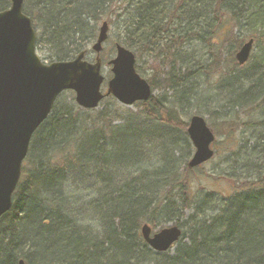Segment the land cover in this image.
<instances>
[{
	"label": "trees",
	"instance_id": "trees-1",
	"mask_svg": "<svg viewBox=\"0 0 264 264\" xmlns=\"http://www.w3.org/2000/svg\"><path fill=\"white\" fill-rule=\"evenodd\" d=\"M191 1L26 0L23 11L33 23L43 61L88 55L101 20L111 28L130 18L132 32L127 33L126 23L125 38L114 46L137 58L142 52L156 59L164 54L161 62L169 72L163 82L173 95L170 105L154 96L137 103V113L85 110L74 95L65 106L59 104L61 95L32 138L12 209L0 219V264H264V170L259 171L264 134L252 150L257 159L247 154L254 162L248 170L257 176L249 175L224 197L192 194L187 176L202 167L188 168L192 146L188 125L178 115V107L186 110L192 103L186 84L191 73L175 76L170 62L186 43L207 42L216 33L221 43L235 42L225 83L228 110L239 117L223 124L264 127V0ZM10 6L11 0H0V12ZM223 15L230 18L223 21ZM208 18L215 21L205 24ZM250 39L261 52L242 68L236 54ZM211 50L212 68L219 60L214 45ZM148 83L154 92L155 80ZM182 142L190 154L183 155ZM155 160L159 168L141 169ZM68 186L92 193L97 187V197L78 200L67 195ZM171 223L182 229L181 241L168 253H155L141 227L158 231Z\"/></svg>",
	"mask_w": 264,
	"mask_h": 264
},
{
	"label": "water",
	"instance_id": "water-1",
	"mask_svg": "<svg viewBox=\"0 0 264 264\" xmlns=\"http://www.w3.org/2000/svg\"><path fill=\"white\" fill-rule=\"evenodd\" d=\"M24 3L25 0H11V7L0 12V219L12 209L32 138L60 95L73 92L76 104L85 110L97 109L108 96L126 107L153 97L150 84L137 73L134 53L119 44L109 62L113 77L107 93H103L101 54L109 39L107 22L101 25L92 47L97 55L95 63L86 60L85 52L71 61L42 63L32 21L23 12ZM253 47L254 40L250 39L238 51L236 60L240 66L248 63ZM188 136L195 149L188 163L193 170L214 158L212 145L216 138L202 116L190 119ZM182 235L178 226L155 233L147 224L141 227L143 240L158 254L171 251ZM19 264L25 262L21 260Z\"/></svg>",
	"mask_w": 264,
	"mask_h": 264
},
{
	"label": "rangeland",
	"instance_id": "rangeland-1",
	"mask_svg": "<svg viewBox=\"0 0 264 264\" xmlns=\"http://www.w3.org/2000/svg\"><path fill=\"white\" fill-rule=\"evenodd\" d=\"M208 2L209 0H192L191 4L204 5ZM164 8H166L165 5L162 7V9ZM229 18L230 16L226 18V15H223V21H226ZM103 21L104 20H101V22L98 23L97 29L101 27ZM214 21L208 18V20H204V23L207 24L208 22ZM223 21L220 23H223ZM131 22L132 20L129 18L127 21H120L119 23L116 22L110 28L109 40L105 44V49L101 56L103 58L102 75L105 79V82L102 86V91L104 94H106L108 82L113 76L111 71L112 67L108 65V60H111L115 57V43L118 40L122 41L125 38L124 25L126 23L127 33H129V31L132 32L130 27ZM233 30L236 32L234 28ZM186 32L187 29L184 30L183 34L186 35ZM203 34L208 37L209 31L204 29ZM218 38L219 34L216 33L208 39L209 42L208 40L207 42L196 40L186 43L185 46L183 45V47L177 51L176 55H170V62L171 65H173V67L176 69L174 72L175 76H177L179 73H191L188 79L185 80L187 81V89L192 92V103L187 107L186 110L182 111L179 110V104L177 106L178 115L180 114V119L182 122L189 126L191 117L199 114L206 120L209 127L217 131V134L215 135L216 140L213 143V148L215 151L214 158L202 166L200 171L192 172L187 176L190 185V191L192 194L196 195H205L208 193L216 194L218 195L216 197L220 198L231 194L236 190L238 185H244L245 183H243V181L246 177H249V175L252 177L251 179H253L254 176H257L253 170H248V167L250 169L252 168L254 162L247 158V154L252 153L253 156L255 155L252 150L255 146H257L259 137L264 134V127L255 128L254 126H249L245 129L246 126H244V128L241 126H236L235 128L230 129L223 124V122L226 121L225 119L228 120L229 118H232L237 120L236 116L238 115L236 110H228L230 109V105L227 101V84L225 83L226 79H229L225 78L228 76L226 74H228L229 68H231V62L229 61L228 53L235 46V42L230 44H226L224 42L221 43ZM92 45L93 44L88 47L89 53L86 60L94 63L97 55L92 50ZM212 45L215 46L214 52L218 57L219 63L211 68L209 65L213 63L211 54V51H213L211 50ZM261 48L262 47L260 45L255 43L251 59L242 68H247V65L249 64L252 65L251 63L254 62V59L260 54ZM145 50L149 52V50L151 51V48H147ZM39 55L43 57L45 54L42 52ZM163 59L164 54L156 59L151 53L145 54V52H142L140 53L139 58L136 57V64L141 69L140 75H142L144 79H147L148 81H152L153 79L155 80V83L153 84H155L156 90L153 92V96L165 104L170 105V103H172V99H170V97H172L173 94L172 91L169 90L167 84L163 82L165 74L169 72L165 62H161ZM44 62L49 64V61ZM179 70L181 71L179 72ZM242 80L243 79L240 81ZM73 95L75 101V94L71 91H66L60 97L59 104L65 106L72 104ZM164 99H167L168 102H166L167 100ZM105 108H109L111 110L123 109L130 111L131 113H137L139 111V109H137L135 106L126 107L121 105L112 96L106 97L103 102L100 103L99 107L95 109V111H101ZM241 119H243V117ZM242 123H246L245 120H243ZM179 138L180 134L178 135V142L180 143ZM189 142L191 143L190 140ZM191 146V154L186 146V143L182 142L181 146L183 155L190 154V160L194 155L192 143ZM254 159H257V156H254ZM160 165L161 164L155 160L152 164H146L141 169L144 171H153L155 168H159ZM262 170H264V162L259 168L260 172H262ZM97 189V187L93 188L92 193V191L85 192L84 190L75 191L73 187L68 186L66 193L67 195L73 193L78 198V200L81 199V201L87 199L92 200V198L95 199L97 197ZM73 199L76 200L75 198ZM173 224L174 223L167 224L164 227H170L173 226Z\"/></svg>",
	"mask_w": 264,
	"mask_h": 264
}]
</instances>
